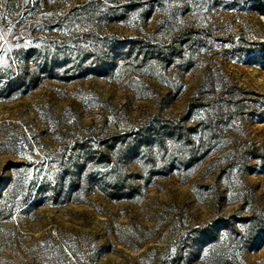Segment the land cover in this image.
Masks as SVG:
<instances>
[{
  "label": "rangeland",
  "instance_id": "374dc122",
  "mask_svg": "<svg viewBox=\"0 0 264 264\" xmlns=\"http://www.w3.org/2000/svg\"><path fill=\"white\" fill-rule=\"evenodd\" d=\"M0 264H264V0H0Z\"/></svg>",
  "mask_w": 264,
  "mask_h": 264
},
{
  "label": "snow or ice",
  "instance_id": "6c2138e0",
  "mask_svg": "<svg viewBox=\"0 0 264 264\" xmlns=\"http://www.w3.org/2000/svg\"><path fill=\"white\" fill-rule=\"evenodd\" d=\"M0 38H2V36H0Z\"/></svg>",
  "mask_w": 264,
  "mask_h": 264
}]
</instances>
